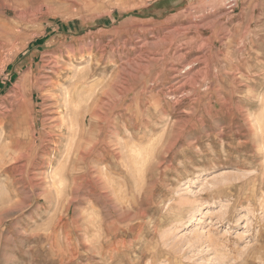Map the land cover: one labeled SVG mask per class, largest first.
<instances>
[{"label":"rangeland","instance_id":"374dc122","mask_svg":"<svg viewBox=\"0 0 264 264\" xmlns=\"http://www.w3.org/2000/svg\"><path fill=\"white\" fill-rule=\"evenodd\" d=\"M263 120L264 0H0V264H264Z\"/></svg>","mask_w":264,"mask_h":264},{"label":"bare ground","instance_id":"6f19581e","mask_svg":"<svg viewBox=\"0 0 264 264\" xmlns=\"http://www.w3.org/2000/svg\"><path fill=\"white\" fill-rule=\"evenodd\" d=\"M171 27V26H170ZM177 28V27H176ZM77 91V90H76ZM69 99V98H68ZM71 101V100H70ZM2 109V108H1ZM226 109V108H225ZM10 114V113H9ZM39 114V113H38ZM93 116V115H92ZM262 118V117H261ZM36 119V118H35ZM3 120V119H2ZM34 120V119H33ZM256 120H258V119H256ZM32 121V120H31ZM177 121V120H176ZM264 121V120H263ZM34 122V121H33ZM32 122V123H33ZM209 122V121H208ZM261 123H263V122H261ZM263 127V126H262ZM264 134V133H263ZM29 146V145H28ZM117 187V186H116ZM121 188V187H120ZM117 191V190H116ZM89 192V191H88ZM104 199V198H103ZM120 201V200H119ZM103 202V201H102ZM89 204V203H88ZM95 204H97V203H95ZM116 216V215H115ZM104 224H105V222H104ZM91 226V225H90ZM108 227V226H107ZM132 233V232H131ZM117 234V233H116ZM119 235V234H118ZM104 236V235H103ZM107 241V240H106ZM109 242V241H108ZM120 242H121V240H120ZM92 243V242H91ZM121 245V244H120ZM119 246V245H118ZM117 247V246H116ZM114 248V247H113ZM135 250V249H134ZM112 251V250H111ZM137 251V250H136ZM74 254V253H73ZM110 254H111V252H110ZM112 255H114V254H112ZM122 256V255H121ZM133 256V255H132ZM143 258V257H142ZM136 263V262H135Z\"/></svg>","mask_w":264,"mask_h":264}]
</instances>
